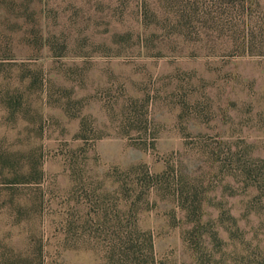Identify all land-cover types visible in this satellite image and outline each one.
I'll list each match as a JSON object with an SVG mask.
<instances>
[{
  "label": "rangeland",
  "instance_id": "rangeland-1",
  "mask_svg": "<svg viewBox=\"0 0 264 264\" xmlns=\"http://www.w3.org/2000/svg\"><path fill=\"white\" fill-rule=\"evenodd\" d=\"M0 264H264V0H0Z\"/></svg>",
  "mask_w": 264,
  "mask_h": 264
}]
</instances>
